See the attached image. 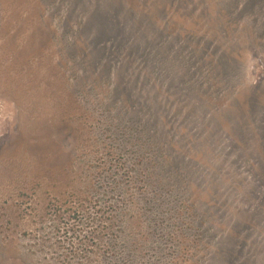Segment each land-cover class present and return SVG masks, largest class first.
Returning <instances> with one entry per match:
<instances>
[{
    "label": "rangeland",
    "instance_id": "374dc122",
    "mask_svg": "<svg viewBox=\"0 0 264 264\" xmlns=\"http://www.w3.org/2000/svg\"><path fill=\"white\" fill-rule=\"evenodd\" d=\"M0 264H264V0H0Z\"/></svg>",
    "mask_w": 264,
    "mask_h": 264
}]
</instances>
